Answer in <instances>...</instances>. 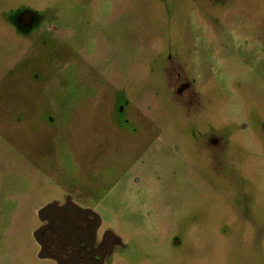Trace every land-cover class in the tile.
<instances>
[{"label": "rangeland", "instance_id": "1", "mask_svg": "<svg viewBox=\"0 0 264 264\" xmlns=\"http://www.w3.org/2000/svg\"><path fill=\"white\" fill-rule=\"evenodd\" d=\"M1 8L33 25L8 38L0 24V264H40L10 257L28 238L19 211L65 195L100 214L126 264H264V0ZM178 69L197 104L175 98Z\"/></svg>", "mask_w": 264, "mask_h": 264}, {"label": "flooded vegetation", "instance_id": "2", "mask_svg": "<svg viewBox=\"0 0 264 264\" xmlns=\"http://www.w3.org/2000/svg\"><path fill=\"white\" fill-rule=\"evenodd\" d=\"M2 8L0 24L7 27L4 36L10 38L9 36L29 32L33 25L30 10L3 11ZM51 26L52 23L47 26L49 31ZM166 75L176 99L187 106L199 102L195 89L183 70L178 69L173 74L167 70ZM206 139L210 150L224 152L222 141L217 137L210 136ZM241 200L248 209L249 200L246 197ZM40 202L42 203L37 208L32 201L27 209L19 211V215L27 217L28 238L16 246L11 258L16 260L27 250L32 252L34 261L40 264H126L121 254L128 251L127 246L105 226L94 208L82 205L73 195ZM174 244L179 246L181 243L175 239Z\"/></svg>", "mask_w": 264, "mask_h": 264}]
</instances>
